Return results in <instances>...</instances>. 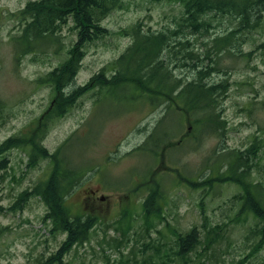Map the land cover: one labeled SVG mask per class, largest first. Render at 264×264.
<instances>
[{"label":"rangeland","instance_id":"1","mask_svg":"<svg viewBox=\"0 0 264 264\" xmlns=\"http://www.w3.org/2000/svg\"><path fill=\"white\" fill-rule=\"evenodd\" d=\"M30 1L39 0H0V99L6 103L0 114V144L27 132L47 111L53 90L39 80L64 62L77 39L69 24L62 27L57 42L36 44L33 52L21 53L14 39L24 25L20 11ZM120 4L122 7L102 22L108 36L86 48L76 86L86 85L125 52L132 43L125 31L138 23L145 30L159 31L172 25L183 10L180 0H121ZM213 24L212 32L223 35L234 29L237 21L219 16ZM238 37L246 41L240 52L235 50L236 56H251L224 54L220 61L223 72L212 77V81L228 78L231 85L223 101V116L228 124L224 141L206 135L197 141L189 135L183 141L174 138L176 147L167 148L160 158L138 153L137 148L145 143L164 113L162 108L154 110L132 100L131 89L112 90L101 100L98 92L86 94L48 127L46 149L54 152L75 136L64 154L73 167L91 169L68 197L67 205L74 213L97 217L98 224L90 241L66 257L69 264H136V260L141 264L144 254L140 250L149 244L150 237L172 247L171 230L185 233L193 227L202 229V209L210 224L224 225V230L211 250H200L195 264H241L248 255L250 258L243 264H264V244L259 247L261 238L250 233L256 222L252 218L236 220L240 206L233 197L239 189L230 185L208 190L192 185L214 174L216 166L206 165L212 162L218 148L221 150V144L229 149L244 148L253 136L264 138V52L256 49L264 42V10L259 28ZM226 71L229 74L224 77ZM178 74L187 80L193 78L187 70ZM173 123L174 117L170 116L167 124ZM180 132L186 136L193 131L186 123ZM261 156L262 165L254 177L264 183V151ZM4 157L9 162L6 170H0V229H6L0 239V264H37L58 250L65 235L50 234L43 223L47 208L37 197H30L20 211L11 212L9 208L22 192L47 177L50 165L41 161L36 167L27 168L28 154L22 149H14ZM150 170L164 192L163 218L155 221L159 233L147 229L143 215L146 186L154 184V178L142 187L137 185L147 179ZM124 212L128 216L116 224Z\"/></svg>","mask_w":264,"mask_h":264},{"label":"trees","instance_id":"2","mask_svg":"<svg viewBox=\"0 0 264 264\" xmlns=\"http://www.w3.org/2000/svg\"><path fill=\"white\" fill-rule=\"evenodd\" d=\"M120 1L39 0L30 1L20 11V20L24 25L14 40L23 54L33 52L36 44L57 42L62 27L66 25L72 24L71 29L77 33V39L69 48L64 62L39 80L52 88V104L27 132L0 144V170L7 169L9 161L4 155L14 149L26 151L27 168H34L41 161H47L50 165L47 177L22 192L9 208L11 212L20 211L30 197H37L47 208L43 223L49 227L50 234L65 235L58 250L41 258L37 264H69L66 257L73 249L90 241L91 232L98 224L97 217L74 213L67 205L68 197L91 171L73 167L64 154L69 141L75 136L56 151L50 152L44 147L48 127L56 119L65 116L86 94L98 92V100H101L111 95L112 90L131 89L132 100L154 110L162 108L164 113L163 118L149 131L145 143L137 148L138 153L160 158L159 155L167 148L176 147L174 138L179 137L183 141L189 135L197 141H201L205 135L216 136L224 141L228 124L223 116V101L231 85L228 78L212 81V77L223 72L220 61L224 54L230 57L251 56H236L235 50L240 52V46L246 41L238 36L257 30L264 10V0H180L183 10L180 17L174 18L172 25L159 31L150 28L145 30L141 23L134 25L124 32L132 38L125 52L109 67L95 74L86 85L76 86V76L86 48L108 36L109 32L102 22L116 8L122 7ZM219 16L235 19L236 27L223 35L214 34L213 20ZM26 45H30V48ZM256 49L264 52V42ZM180 70L190 71L193 78H182L178 74ZM228 74L226 71L223 75L225 77ZM5 109L6 103L0 99V114ZM170 116L174 117L172 125L167 124ZM186 123H189L193 132L182 136L180 127ZM220 147L212 162L206 165L216 166L214 174L192 185L208 190L236 186L239 192L233 201L240 206L235 214L236 220L247 221L252 218L256 222L250 233L261 238V247L264 244V183L256 179L254 174L262 165L264 138L253 136L244 148L229 149L222 144ZM149 173L147 179H142L137 185L144 186L154 175L151 170ZM153 178L154 184L146 186L147 196L143 203L147 229H156L155 221L163 218L164 210V192ZM124 216L128 214L124 212L116 224H120ZM202 217V229L193 227L185 233L171 230L174 236L172 247L150 237L149 244L145 243L140 250L144 254L141 264H195L200 250H211L224 230V225L210 224L203 209ZM156 231L159 233V230ZM5 232V228L0 229V239ZM250 256L243 262L248 261ZM135 263L139 264L137 260Z\"/></svg>","mask_w":264,"mask_h":264}]
</instances>
